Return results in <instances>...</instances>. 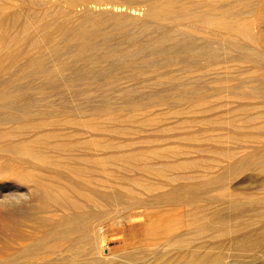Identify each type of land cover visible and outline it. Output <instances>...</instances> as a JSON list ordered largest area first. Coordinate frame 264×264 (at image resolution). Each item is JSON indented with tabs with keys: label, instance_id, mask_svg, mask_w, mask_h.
I'll list each match as a JSON object with an SVG mask.
<instances>
[{
	"label": "rangeland",
	"instance_id": "obj_1",
	"mask_svg": "<svg viewBox=\"0 0 264 264\" xmlns=\"http://www.w3.org/2000/svg\"><path fill=\"white\" fill-rule=\"evenodd\" d=\"M13 1L0 0L2 4L13 5L12 8L0 13V23H4L3 27H0V36L3 35L9 40L13 36H23L20 32L26 19L40 14L41 22H46L51 20L53 15L65 12V7L68 6L62 0L14 1L18 3ZM93 1L82 0L76 4L77 7L75 9L78 12L86 9L87 6L93 5L95 2ZM109 1L111 0L106 2ZM118 1L120 4L126 5V7H132L133 5V7L138 6V9L141 10L147 9L152 2V0ZM44 6L46 7L44 8ZM51 13L52 15H50ZM79 16L67 15L68 18L66 17L63 20L65 24L67 23L66 25L78 28L82 24L81 22L88 20L86 17L81 18ZM81 28H83V25ZM32 30L33 27H28L24 34L28 36L32 33ZM84 30L88 32L90 29ZM183 30V28L179 30V26L170 22L158 23L146 29L127 24L122 27L114 26L113 24L104 25L96 33L95 46L89 48L80 56H71L78 48L77 42H70L64 45L63 39L58 37L55 40V43L59 44L58 49L47 51L42 59L41 66L33 65L28 68H25V64L34 54L32 52L26 53L27 46L20 44L17 48L21 46V50L25 54H21L13 65L10 61H7L6 69L0 71V86L6 84L7 91L12 95L7 101H0V119L10 116L11 110L8 106L15 108L17 112L20 109H25L29 113V119L34 120L30 125H26L27 128L31 126L30 128L34 127L31 130L55 128L63 132L75 131L79 135L65 136V139L78 140L79 136L81 139L88 134L84 133L86 128L66 123L64 121L66 117L62 116L63 113L70 114L71 118L75 119H79V116L80 118H89L90 116L93 117L94 113L104 107L119 109L131 102H138L146 106V111L144 109L140 114L166 115L165 117L168 118V121L163 120L156 123L157 125L143 127L141 131L129 136L110 135L94 131L93 135L105 139L115 138V140L118 139L117 141L127 139V141L135 143L133 145L135 148L145 149L152 145V147L155 146L160 149H173L175 146L189 145V142L182 140L184 139V133L190 130H203L207 126L209 118L240 114L242 111L239 110L237 112V109H235L237 106L248 105L250 107L248 110L253 113L264 111V105H261L260 102L261 99H246L240 96H233L222 98L223 101L226 100L227 104L229 103L226 108L225 106H220L215 109L208 108L207 111L206 108L202 112L203 114L174 113L177 109L183 108V104H186V102L180 100L181 94L192 95L194 98L198 95H205L211 100H217L216 90L225 83H220V78L226 72L225 66L227 70L229 69V72L225 74L229 76L230 82L227 81L228 85H237L249 79L248 75L244 73V69L249 67L248 63L241 64L229 61L206 66L203 55L205 47L204 33L197 35L190 32L186 33ZM165 32H169L166 38H164ZM45 33L46 31H43L41 34L44 35ZM152 41H157L158 44H155L156 46L150 45L149 43ZM186 41L188 42L186 43ZM12 45L13 41L7 42V53H10ZM200 46H202L201 49ZM187 49L192 52L184 53L178 58L167 57L172 52ZM235 57V52H231L226 56L228 60ZM158 98L163 101L157 102ZM150 110L152 111L150 112ZM147 111L149 112L147 113ZM45 115H53L54 119L62 121H59L56 125L41 124L44 120L40 121L37 118ZM193 118H197L199 121L189 125L187 122ZM98 121H102V119ZM9 124L1 123L0 130L12 127L16 129L21 125L18 123ZM12 139L16 140L17 138ZM204 146L209 147L212 144L209 141L198 142L193 146L198 153L193 152L190 155H181L177 159L208 157L207 153L200 151ZM117 150V148L112 149V151ZM242 153L241 151L239 154L241 155ZM93 157L95 158L94 155ZM246 161V156H243L242 163ZM115 171L118 174L112 172L114 175H135L134 172ZM225 172L222 164L215 165L209 170L195 168L190 171L189 169L185 172H180V178L177 181L169 184L165 183L164 186L155 188L157 190H150L151 192H148V189L133 186L136 191L132 188L134 196H131V199L127 196L131 193L125 187L121 188L118 185L121 179L116 177L114 179V176L106 179L108 176L105 174L96 173V178L99 177L100 179L95 178L96 183L91 187V193L80 196L79 199L84 201V203L86 202L89 212L91 211L92 214L94 213L100 217L99 227L104 229V234L101 236L102 239H99V244L102 254L106 255V258L109 257L111 259L108 262L100 263L95 260L99 254L95 253L94 250H89L88 246L85 249L80 243L81 234L76 235L75 233L71 237L75 243L74 246L73 244L71 246V241L69 240L58 241L59 245L55 247L56 241H52L54 237L48 239V245L43 244L42 240L49 229L61 223V219L65 214L72 213L73 209L65 210L58 203L49 201L46 195L34 186L35 177L39 174V171L31 170L27 163L24 164V162L11 161L6 159V157H0V196L18 191L30 192L31 195L30 203L22 210L6 214L0 213V264H163L167 261H170V264H177L176 260L182 254L181 249L184 246L190 248L209 245L217 247L215 252H218L222 250L221 246H227L237 235L245 232L256 235L257 238L259 236V242L256 247L241 253L231 252L228 258L217 264H264V220L261 217V215L264 216V170L254 166L244 170V172H238L236 176L230 179L229 185L234 184L233 186H237L239 192L247 190L252 193L249 200L246 199L247 197L243 193H236L234 198L223 197V191L219 188L214 190V187L197 192L189 191L188 195L194 197L189 205L178 203L175 200H164L158 203L155 199L159 195L170 191L173 185L178 186L182 182L187 181L189 176L191 177L190 181L199 182L203 178L212 177L211 179H216ZM154 177H149L152 179L149 180L155 181L156 178ZM261 178H263V181H260ZM161 179L159 178L161 182H168L165 178ZM246 180L247 183L244 184L243 182ZM241 181L243 182L240 183ZM111 182L113 184H110ZM97 183H99L98 187L96 186ZM100 183L106 184V186L102 187ZM136 200L140 201L139 204H136ZM141 201L143 202L142 204ZM130 202L132 204L135 202L134 204L136 205L130 204L131 206L129 205L128 207ZM190 211L198 213L202 218L204 216L206 219L219 217L222 220L209 222V229L197 231L196 224L191 225L187 222L185 215ZM181 216H185L184 219H186L181 225L168 226L169 229L174 230V233L167 236L161 234V230L158 227L159 222L163 221L166 224L170 219L176 220ZM152 223L155 225V230L152 233H146L142 230ZM219 226L230 227L232 231L221 235L214 231Z\"/></svg>",
	"mask_w": 264,
	"mask_h": 264
},
{
	"label": "bare ground",
	"instance_id": "obj_2",
	"mask_svg": "<svg viewBox=\"0 0 264 264\" xmlns=\"http://www.w3.org/2000/svg\"><path fill=\"white\" fill-rule=\"evenodd\" d=\"M62 1L66 2L68 5L65 7L66 10L64 9L65 12H60V14L56 13L57 15H53L51 20L41 22L40 14L36 15V17L26 19L20 32L23 36H13L10 40L6 39L3 35L0 36V71L6 69L7 61H10L13 65L19 56L25 54V52H32L34 54L25 64V68L33 65L41 66L42 59L46 52L58 49L59 44L55 43V40L58 37L63 39L64 45L70 42H77L78 48L71 54V56L78 57L89 48L95 46L94 41L95 36L97 35L96 33L99 28L104 25L113 24L114 26L122 27L127 24L135 27H144L146 29L147 27H151L158 23L170 22L179 26V30L183 28V31L186 33L190 32L197 35L204 33L205 47L203 55L206 66L218 62L227 63L229 61L249 64V67H247L248 65L246 66L247 68L244 67V73L245 75H248V80L238 83L237 85H228L227 81H229V76L225 74L229 72V69L227 70L224 65L226 72H224V76L220 78V83H225L222 87L216 90L217 100H211L205 95H198L194 98L192 95L181 94L180 100L186 102V104H183L184 107L177 109L174 113L196 114L204 112V109L206 108V111L208 108L215 109L220 106H225L226 108L229 103L227 104L225 102L226 100L223 101L222 98L233 96H240L246 99H261V105H264V0H152L148 8L146 7L147 5L145 6L147 8L145 10L138 9V6L133 7V5L132 7H126V5L124 6V4H120L118 0H111L109 2H106L108 0H94L95 2L93 1V5L87 6L86 9H82L79 11L80 13L75 8L77 7L76 4L82 0ZM12 7L13 5L0 3V13ZM45 7L46 6H44V8ZM50 15H52V13ZM67 15H80L79 17H86L88 20L81 22L82 24H80L78 28H74L73 26L66 25L67 23L65 24L64 20ZM3 24L4 23H0V27H3ZM82 25L83 28L80 29ZM28 27H33V30L32 33L27 36L24 33ZM84 29L90 30L85 32ZM43 31H46L44 35L41 34ZM168 33L169 32L164 33V38L168 36ZM11 41H13V45L10 53H7L6 48L8 46L6 45L7 42ZM187 42L188 41H186V43ZM20 44H25L27 46V51H22L21 46L17 48ZM149 44L155 45L158 44V42L152 41ZM201 47L202 46H200V49ZM189 51L188 49L184 51L178 50L170 53L167 57L178 58ZM231 52H235L236 57L228 60L226 56ZM230 70H232V68H230ZM11 96L12 95L7 91L6 84L0 86L1 102L7 101ZM161 101L163 100L158 98L157 102ZM145 107L146 106L142 103L131 102L119 109L104 107L94 113L93 117L80 118L79 116V119L71 118L72 116L70 114L63 113L62 116L66 117L64 119L66 123L82 126V128H86L84 133H88L81 139L79 136L78 140H68L65 139V136L79 135V133L75 131L63 132L62 130L55 128L31 130L34 127H26V125L28 126L31 122H34V120L32 121L29 119V113L25 109H20L17 112L15 108L8 106L11 110L10 116L0 119V122L5 124L11 123V125L18 123L21 125L16 129L12 127L0 130V157H6V159L11 161L24 162V164L27 163L31 170L39 171V174L35 177L34 186L42 191L49 201L58 203L65 210L70 208L73 209L72 213L65 214L61 219V223L56 224L49 229L47 235H45L42 240L44 245H48V239L54 237L52 241H56L57 244H54L55 247L59 245L58 241L62 242L69 240L71 241V246L72 244L74 246L75 243L72 241L71 237H73L75 233L76 235L81 234L80 243L85 249H87L88 246L89 250H94L95 253L99 254L95 258L96 262L103 263L108 262L109 259H111L107 257V260L105 257L106 255L104 256L102 254L99 244V239H102L101 236L104 234V229L99 227L100 217L94 213L92 214L91 211L89 212L87 210L86 202L84 203V201L79 199L80 196H85L91 193V187L96 183V173L105 174L108 176L106 179H109L110 176H114V179L115 177L121 179L120 183L118 181L116 182L119 183L118 185L121 188L125 187V189L131 193L127 195L131 199V196H134L132 194L133 189L135 190L133 186L141 187L146 190L148 189L149 192L152 189L164 186L165 183L169 184L177 181L180 178V172H185L189 169L191 171L195 168L209 170L215 165L222 164V167L225 168L226 172L218 178H203L202 181L193 182L189 180L191 178L189 176L187 181L182 182L178 186L172 184L173 186L170 191L163 195H157L158 197L155 198L156 201L159 203L164 200H175L178 203L189 205L190 202H192V198H194L188 195L189 191L197 192L213 187L214 190L215 188L221 189V191H223V197L229 196V198H234L236 193H243L245 197H247L246 199L249 200L252 193L247 190L239 192L237 186H233L234 184L231 186L229 185V181L232 177L236 176L238 172H244V170H248L254 166L264 170V111L253 113L248 110V108H250L248 105L237 106L235 109H237V112L239 110L242 111L240 114L209 118L210 120L203 130L191 131L189 129L190 131L184 133V139L182 140L189 142V145H179L173 147V149H160L155 146L152 147V145L145 149L135 148L133 146L135 143L133 141H127V139H124V141H117L118 139L115 140V138L105 139L93 135L94 131L108 133L110 135L129 136L141 131V128L143 127L157 125L156 123L168 119L165 117L166 115L163 116L161 114H140L144 109L146 111ZM151 111L152 110H150V112ZM148 112L149 111H147V113ZM97 118L102 119V121H98L99 119L96 120ZM37 119H40V121L44 120L41 124L49 123V125H56L59 121H62L60 119L57 121L53 118V115H45ZM198 121L197 118H193L187 123L192 125ZM12 138L17 139L14 140ZM202 141H209L212 144V146H204V148L200 149V151L205 154L207 153L209 155L208 157L200 156V158L192 157L185 160L177 159V157L181 155H190L193 152L198 153L197 149L193 148V146ZM113 148H117L118 150L112 151ZM241 151L243 152V155L239 154ZM92 152L94 153L92 154ZM243 156H246L247 158L245 163H242ZM214 163L215 165H213ZM115 170H123L126 173L134 172L135 175H114L112 172L118 174ZM151 176H155L154 178H156V180L151 181L152 179L149 178ZM97 178L100 179L99 177ZM159 178H165L168 182H161ZM262 179L263 178H261L260 181ZM242 182L243 181L240 183ZM243 183H247V180ZM98 184L99 183L96 185L97 187ZM110 184L113 183L111 182ZM100 186L104 187L106 184L100 183ZM139 202L137 201L136 204H139ZM134 203H128V207L130 204L136 205ZM142 203L143 202L141 201V204ZM185 216L188 224L197 225V231L203 229L207 230L210 228V223L222 220L219 217L206 219L204 216L202 218L194 211H190ZM185 216H181L176 220L170 219L171 221L169 220L166 224L163 221L159 222L158 227L161 230V234L167 236L174 233V230L169 229L168 226L174 227L176 225H181L183 221L186 220L184 219ZM261 217L264 220V216L261 215ZM154 226L155 225L152 223L142 230L146 233H152L155 230ZM214 231L223 235L231 233L232 229L230 227L219 226L218 229ZM258 242L259 236L257 238L256 235L245 232L237 235L227 246H221L222 250L218 252H215L217 247H211L209 245L190 248L184 246L181 249L182 254L177 258L176 263L217 264L228 258L231 252L241 253L253 249ZM54 245H52V247H54ZM163 264H170V261L164 262Z\"/></svg>",
	"mask_w": 264,
	"mask_h": 264
},
{
	"label": "clouds",
	"instance_id": "obj_3",
	"mask_svg": "<svg viewBox=\"0 0 264 264\" xmlns=\"http://www.w3.org/2000/svg\"><path fill=\"white\" fill-rule=\"evenodd\" d=\"M30 192H10L0 196V213L22 210L30 203Z\"/></svg>",
	"mask_w": 264,
	"mask_h": 264
}]
</instances>
